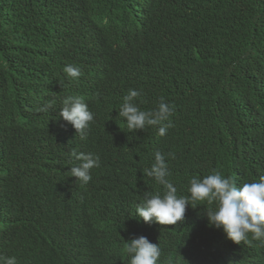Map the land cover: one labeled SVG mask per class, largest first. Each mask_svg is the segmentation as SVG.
Returning a JSON list of instances; mask_svg holds the SVG:
<instances>
[{
	"label": "trees",
	"instance_id": "trees-1",
	"mask_svg": "<svg viewBox=\"0 0 264 264\" xmlns=\"http://www.w3.org/2000/svg\"><path fill=\"white\" fill-rule=\"evenodd\" d=\"M158 23L165 26L163 32L153 27ZM134 28L140 29L137 35ZM124 40L145 51L154 44L166 48L162 57L153 54L154 70L150 68L145 79L128 80L109 91H139L136 102L145 111L154 110L161 98L175 106L170 117L174 127L166 135L158 134L159 126L130 135L137 142L152 135L161 138L169 180L178 196L190 198V179H202L214 170L231 176L238 186L264 176V0H106L98 6L87 0H0V116L15 117L18 101H30L31 112L20 121L32 127L34 136L38 129L48 130L47 111L39 109L51 102L55 119L63 99L80 89L86 67L98 61L124 64L116 48ZM66 65L81 69L78 80L64 73ZM10 129L0 123V140L5 139L7 147L13 142ZM63 138L64 144L70 143ZM99 157L92 186L104 173L98 170L113 160ZM125 164H117V170L124 172ZM61 174L69 178L68 172ZM0 188L9 190L17 204L0 209L1 242L12 235L1 229L12 210L27 216V201L36 202L39 196L27 176L16 171L8 173ZM80 188L76 184L75 189ZM158 192L164 193L163 185H158ZM50 193L57 195L59 190ZM98 194L102 196L99 190ZM84 196V218L90 223L81 236L98 251L104 249L105 258H98L102 263L117 256L128 262L125 245L132 238L147 237L144 224L128 218L117 200L107 197V207L100 208L95 193L85 187ZM193 204L196 207L188 205L183 221L152 235L163 249L159 264H264V242L249 233L250 243H234L222 228L209 226L205 209L215 205ZM66 211L77 213L72 204L61 201L49 219L43 221L36 212L30 213L32 219L22 217L25 225L32 221L27 248L47 245L39 234L50 230L54 220L65 218ZM167 248L177 250L178 259H165ZM34 258L51 264L52 256Z\"/></svg>",
	"mask_w": 264,
	"mask_h": 264
},
{
	"label": "clouds",
	"instance_id": "clouds-1",
	"mask_svg": "<svg viewBox=\"0 0 264 264\" xmlns=\"http://www.w3.org/2000/svg\"><path fill=\"white\" fill-rule=\"evenodd\" d=\"M87 1L91 6L106 3V0ZM153 27L160 32L165 28L160 23ZM139 30L134 28V34L137 35ZM128 37L131 39L133 36ZM116 48L124 64L119 60L118 64L98 61L86 67L83 75L76 65L64 67L63 71L69 78L78 80L82 75L83 82L78 91L63 99L55 119L51 118V102L39 109L47 111L48 130L38 129V134L34 136L32 127L20 121L21 116L31 112V108L27 107L30 101H18L14 109L15 117L0 116L2 127L11 125L9 131H12L13 140L10 147H7L5 139L0 140V186L7 180L10 171H16L27 176L39 196L36 202L27 201L30 209L27 216L15 214L12 210L9 219L3 223L1 229L12 235L0 242V264H39L34 256L45 260L49 255L52 256L49 260L51 264H104L98 260L99 256L105 258L104 249L98 251L81 236L88 233L90 223L86 216L84 218L88 205L84 187L88 193H95L98 207H107V197L117 200L128 218L141 221L146 228L147 237L132 238L125 245L128 262L117 256L113 262L109 260L106 264H159L163 249L152 241V235L167 229L168 225L183 221L188 205L196 207L194 201L215 205L205 209L209 226L222 228L234 243H250L249 233L252 239L264 242V176L258 181L238 186L231 176L225 177L214 170L202 179H190V198L178 196L177 187L169 180L161 138L152 135L145 141L137 142L139 139L131 137V131L145 130L149 126H159L158 134L166 135L168 129L174 127L170 117L175 112V106L161 98L154 110L145 111L136 102L139 91L130 89L129 93L120 90L113 93L109 89L128 80L136 82L145 79L150 68L154 70L153 54L162 57L166 48L154 44L149 51H145L144 47L126 40L119 42ZM126 69V72L119 73ZM35 116L37 114L31 117ZM63 136L69 144H64ZM100 155H109L113 160L98 170L104 173L92 186V172L100 167ZM168 155L174 158V154ZM123 161L126 163L125 170L121 172L117 170V164ZM63 172H68L69 178L61 174ZM107 176L109 178H105ZM76 184L83 188L75 189ZM159 184L164 187L163 194L158 192ZM156 185L157 188L153 189ZM55 188L59 193L51 195V190ZM61 201L72 204L77 213L66 211L65 218L54 220L50 230L39 234L45 238L47 245L27 248L32 238L27 235L32 233V221L25 225L22 217L31 218L30 213L36 212L43 221L49 219V213ZM10 204L13 209L17 207L16 199L9 190L0 188V209ZM16 232L23 234H14ZM176 252L167 248L164 258H177ZM60 258L62 263L57 262Z\"/></svg>",
	"mask_w": 264,
	"mask_h": 264
}]
</instances>
